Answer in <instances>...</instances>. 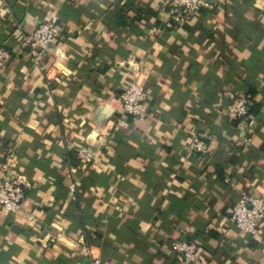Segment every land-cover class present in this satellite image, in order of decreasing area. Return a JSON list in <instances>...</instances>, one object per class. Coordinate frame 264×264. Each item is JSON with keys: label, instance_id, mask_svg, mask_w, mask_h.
Masks as SVG:
<instances>
[{"label": "crops", "instance_id": "crops-1", "mask_svg": "<svg viewBox=\"0 0 264 264\" xmlns=\"http://www.w3.org/2000/svg\"><path fill=\"white\" fill-rule=\"evenodd\" d=\"M204 2L174 27L167 0H0V178L28 184L20 212L0 209V264H179L174 240L198 242L197 264H264V223L227 221L242 190L264 198V0ZM46 22L62 35L42 73L18 48ZM130 81L143 118H120ZM249 92L239 130L222 110Z\"/></svg>", "mask_w": 264, "mask_h": 264}, {"label": "built area", "instance_id": "built-area-1", "mask_svg": "<svg viewBox=\"0 0 264 264\" xmlns=\"http://www.w3.org/2000/svg\"><path fill=\"white\" fill-rule=\"evenodd\" d=\"M208 7L204 0H167V10L174 27L183 26L197 15L201 9ZM62 30L54 22L39 23L35 29L21 37L18 54H24L31 60L32 66L45 72L46 57L50 47L58 43ZM11 52L0 48V69L6 66ZM149 95L146 89L136 81H130L119 94L120 118L138 119L148 114ZM254 98L246 94L233 98L223 108L222 113L237 129L254 128L255 120L251 114ZM205 134L195 132L191 135L188 151L191 154H204L206 145ZM98 148L92 142H83L77 148V158L91 165L97 156ZM28 184L18 180L14 174L6 173L0 178V209L4 212L18 213L22 210ZM74 190V185H70ZM227 221L239 231L248 235H258L264 223V198L242 190L238 201L232 206ZM198 242L196 240H174L171 248L177 254L179 264L198 263ZM87 264H100V259L94 257L91 250L86 251Z\"/></svg>", "mask_w": 264, "mask_h": 264}, {"label": "trees", "instance_id": "trees-1", "mask_svg": "<svg viewBox=\"0 0 264 264\" xmlns=\"http://www.w3.org/2000/svg\"><path fill=\"white\" fill-rule=\"evenodd\" d=\"M248 94L251 95V97H253V95H254L252 92H249ZM253 102H254V101H253ZM252 105H253V104H252ZM251 108H252V107H251Z\"/></svg>", "mask_w": 264, "mask_h": 264}]
</instances>
